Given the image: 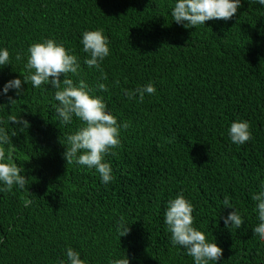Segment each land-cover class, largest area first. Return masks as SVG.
Returning a JSON list of instances; mask_svg holds the SVG:
<instances>
[{"label": "trees", "instance_id": "obj_1", "mask_svg": "<svg viewBox=\"0 0 264 264\" xmlns=\"http://www.w3.org/2000/svg\"><path fill=\"white\" fill-rule=\"evenodd\" d=\"M176 2L0 0V50L11 57L0 66V104L7 105L0 106V127L11 135V114L30 123L12 137L26 189L0 192V264H59L68 247L89 264L127 256L130 264H194L172 245L165 224L168 203L181 192L194 205V226L224 250L217 264H264V241L252 230L260 223L252 196L264 189V5L242 0L232 19L186 28L171 15ZM98 28L110 40L107 80L84 63L82 34ZM46 39L78 57L74 82L105 83L109 90L94 94L120 124L130 122L121 129L122 146L106 157L110 183L94 168L67 164L66 137L83 123L60 122L51 84L3 93L8 81L28 74V48ZM149 82L157 91L143 103L123 94ZM237 120L251 124L253 139L243 145L228 135ZM226 196L233 208L223 205ZM235 209L244 226L229 229L224 217ZM121 216L131 231L119 238Z\"/></svg>", "mask_w": 264, "mask_h": 264}, {"label": "clouds", "instance_id": "obj_2", "mask_svg": "<svg viewBox=\"0 0 264 264\" xmlns=\"http://www.w3.org/2000/svg\"><path fill=\"white\" fill-rule=\"evenodd\" d=\"M251 2L264 5V0H251ZM242 6V0H177L171 15L174 22L186 28L196 27L209 20H230ZM81 43L83 52L89 54L84 63L89 69L95 68L102 73L101 79L107 80L103 75L102 63L110 55V40L104 35V30L85 31L82 34ZM10 51L7 48L0 50V66L10 63ZM21 53L16 54V60H22ZM80 62L76 55L63 44H58L54 39H46L43 42L33 43L28 48V59L24 68L27 75L23 79L16 78L8 81L3 88L7 94L10 89H16V95L21 96L24 83H31L33 87L51 84L55 89V100L59 103L54 105L60 122L64 125L70 124L73 118H78L83 126L66 137V151L63 157L67 164L76 163L88 168H94L99 174L102 183H110L113 179L111 163L106 160L109 155H114V149L122 146L120 139L121 129L127 130L130 122L120 124L115 115L108 111V105L103 96L95 95L99 90L107 92L108 86L99 83L97 88H92L84 79L74 82L71 75L79 77ZM22 76V74H21ZM61 76L64 77L61 80ZM120 85L119 79L115 82ZM123 94L129 101L138 97V102L143 103L145 95H155L157 89L153 82L137 87L135 89H122ZM16 99L9 96L11 105ZM0 106H7L0 104ZM8 122L16 127L9 135L4 127H0V192H11L14 187L18 190L26 189L28 177L24 174L25 168L18 166L14 160V145L12 137L30 127L28 120L15 114L7 117ZM231 141L237 145H243L253 139L251 124L247 120H237L231 123L228 129ZM168 142H171L169 140ZM252 200L257 202L256 210L260 223L255 226L253 234L264 241V189L255 193ZM26 201L25 204H30ZM223 205L233 208L229 197H225ZM194 205L181 192L168 203L165 212V224L171 233V243L174 247L180 246L186 250L188 256L194 259V264H217L223 257L224 250L215 242H210L204 231L194 226ZM225 226L229 229H240L244 226V220L239 209L230 212L224 217ZM131 231L130 225L126 223L124 216L116 226L119 238L127 236ZM2 242V241H0ZM67 261L61 260L59 264H89L86 259L81 258V253L72 247L66 251ZM109 264H130L128 256L110 260Z\"/></svg>", "mask_w": 264, "mask_h": 264}]
</instances>
